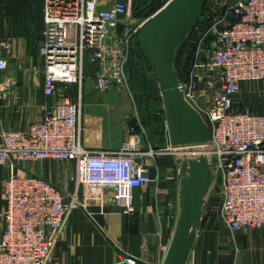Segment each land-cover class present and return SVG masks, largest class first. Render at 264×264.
I'll return each mask as SVG.
<instances>
[{
    "label": "built area",
    "instance_id": "obj_1",
    "mask_svg": "<svg viewBox=\"0 0 264 264\" xmlns=\"http://www.w3.org/2000/svg\"><path fill=\"white\" fill-rule=\"evenodd\" d=\"M156 1L147 0L146 7ZM172 1L137 24L136 0H44L40 55L50 102L42 120L27 130L0 133V168H11L3 182L0 264H51L70 215L83 207L78 195L25 171L26 165L74 163L73 182L84 200L103 193L112 200L113 194L126 215L135 213L134 192L156 183L150 161L163 151L144 149L135 101L130 99V140L117 151H93L82 145L83 93L91 80L100 93L128 94L133 45L140 43L143 26ZM194 44L190 71L179 86L211 131L219 216L233 234L264 231V115L235 105L243 83L264 82V0L225 4ZM13 55V38L0 37V72ZM175 198L160 217L174 221ZM126 263L138 261L128 257Z\"/></svg>",
    "mask_w": 264,
    "mask_h": 264
},
{
    "label": "crops",
    "instance_id": "obj_2",
    "mask_svg": "<svg viewBox=\"0 0 264 264\" xmlns=\"http://www.w3.org/2000/svg\"><path fill=\"white\" fill-rule=\"evenodd\" d=\"M0 7L4 12L0 37L9 36L14 41L8 69L0 72V133L24 131L42 120L44 107L50 102L44 95V63L40 55L44 0H0ZM235 105L239 110L264 115V82L243 83ZM134 107L121 91L100 93L94 82L88 81L83 93L82 145L93 151L119 150L130 140L129 109L133 113ZM147 148L146 141L144 149ZM158 160L150 161L154 179ZM24 168L66 193L78 195L83 206L70 215L51 264H127L128 257L136 259L137 264H162L174 222L160 217L164 200L170 198L168 191L156 190L153 195L152 187L137 189L135 213L126 215L117 207L113 194L112 200L105 193L87 196L94 201L84 200L82 189L73 182L74 163L38 162ZM10 176V167L0 168V240L5 228L1 217L5 209L3 182ZM215 227L213 224L203 236L201 233L189 264H264V231L233 234L226 225ZM209 240L215 242L211 244Z\"/></svg>",
    "mask_w": 264,
    "mask_h": 264
},
{
    "label": "water",
    "instance_id": "obj_3",
    "mask_svg": "<svg viewBox=\"0 0 264 264\" xmlns=\"http://www.w3.org/2000/svg\"><path fill=\"white\" fill-rule=\"evenodd\" d=\"M207 0H173L142 28L141 51L158 82L170 155L176 167L173 229L162 264H189L219 183L212 135L180 89L175 63L203 18Z\"/></svg>",
    "mask_w": 264,
    "mask_h": 264
},
{
    "label": "rangeland",
    "instance_id": "obj_4",
    "mask_svg": "<svg viewBox=\"0 0 264 264\" xmlns=\"http://www.w3.org/2000/svg\"><path fill=\"white\" fill-rule=\"evenodd\" d=\"M236 0H209L207 9L205 11V15L202 18V22L199 23L197 28L190 33L188 40L190 38V42L188 41V47L193 50V43H196L200 37L201 33L205 31V29L211 24L213 20V15L214 12L218 11L220 12L225 4L233 3ZM146 6V5H145ZM155 6L152 5L151 8H145L144 3L142 0H137L134 6V15L132 17V22L139 24L141 21L151 17L153 13L155 12ZM141 50L140 43L134 44L133 45V54L132 58H137L138 57V50ZM185 51H183L184 53ZM192 58V57H191ZM136 61V60H135ZM138 62V61H137ZM190 58L188 57V61H186L184 69L179 70L180 75H179V80L183 81L186 76L188 75L190 68H191V63H190ZM181 69V68H180ZM127 75H128V94L125 92H122L123 98H128L135 101L137 111L139 113V118H140V124H141V132L143 133L145 137V141H147L148 146L152 148L154 151H163L160 156H157L158 160V169H157V177L155 178L156 183L154 186H152V191L151 193L156 192V190H163L168 191L170 194V198H166L164 200L165 204V210L167 209V204L172 201V196H174L172 190L175 189L176 191V170L172 168V165L169 163L172 158V156L169 154V138L167 134V129H166V122L165 118L161 116L160 112V107H163L161 95H160V89H154L152 97L154 96V100L147 102L145 99V92L142 91L143 93H140V89L136 87L134 88V85L138 83L140 85L141 83V78L139 75L133 72V77L130 73L129 70H127ZM149 82H154L156 80L155 75L151 74V72L147 71L146 73ZM155 83V82H154ZM134 84V85H133ZM159 86V85H158ZM138 92L139 96H142L141 101H138ZM141 94V95H140ZM122 96V95H121ZM115 98H119V96H115ZM138 102H140L142 105H140ZM161 104V106H160ZM129 114L130 117L132 115L131 109H129ZM158 188V189H157ZM170 191V192H169ZM174 191V190H173ZM163 201V199H161ZM160 201V199L158 200ZM219 196H218V190L216 189L214 196L212 197L211 203L209 205L206 218H205V224H204V230L202 233H206L207 230H210L212 228L213 224H216L215 228H219L221 225L225 227V224L221 217L219 216ZM168 214V210H166ZM215 220V221H214ZM213 222V223H212ZM209 242L212 244L215 242L214 240H209ZM208 242V243H209ZM221 243V241L219 242Z\"/></svg>",
    "mask_w": 264,
    "mask_h": 264
},
{
    "label": "trees",
    "instance_id": "obj_5",
    "mask_svg": "<svg viewBox=\"0 0 264 264\" xmlns=\"http://www.w3.org/2000/svg\"><path fill=\"white\" fill-rule=\"evenodd\" d=\"M142 1L144 3V7L147 8L145 6L147 0H142ZM168 1L169 0H157L155 3H153V6L156 7L155 8V12H157L161 7H163ZM208 1L209 0H207L206 6H205V11L207 9ZM136 2H137V0H136ZM205 11H204V15H205ZM201 22H202V20H201ZM188 41L189 42L191 41L190 38H189ZM193 46L195 47V45H193ZM194 47H193V50H192L191 48L188 47V43H186L183 47H181L178 50L176 63H175V70H176V72L178 74V78H179V75H180L179 70H183L184 69L185 63H186V61H188V57L190 58V61L192 62ZM183 51H185V52L183 53ZM138 53L139 54H138L137 58H133L132 60H130V62L128 64V70L130 71L132 77H133V72L140 76L141 83H140V85L138 83H136V85L133 84L134 88L135 89H136V87H137V89L139 88L140 89V93H143L142 91H144L145 94H146L145 95V99L147 98L146 101L150 102V101L155 99L154 96L152 97V94H153L154 89H158L159 86H158V83H156V81H154L155 83L154 82H152V83L149 82L146 73H147V71H149V72H151V74H153V71H152L151 67L149 66V64L147 63V61H146V59H145V57H144V55H143V53H142V51L140 49L138 50ZM153 76H154V74H153ZM137 89H136V91H137ZM72 91H73L74 94H76V92H77L75 89H73ZM141 97L142 96H139V92H138V99H139L138 101H141V99H142ZM138 103L140 105H142L140 102H138ZM160 106H161V104H160ZM159 113L161 114L162 117L165 118L163 107H160V112ZM169 160H170L169 163L172 165V168L174 170H176V167L173 164V159L171 158Z\"/></svg>",
    "mask_w": 264,
    "mask_h": 264
}]
</instances>
